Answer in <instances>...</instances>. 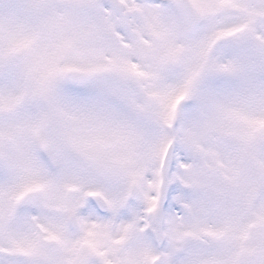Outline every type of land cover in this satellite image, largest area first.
<instances>
[{"label":"snow or ice","instance_id":"6c2138e0","mask_svg":"<svg viewBox=\"0 0 264 264\" xmlns=\"http://www.w3.org/2000/svg\"><path fill=\"white\" fill-rule=\"evenodd\" d=\"M0 264H264V0H0Z\"/></svg>","mask_w":264,"mask_h":264}]
</instances>
